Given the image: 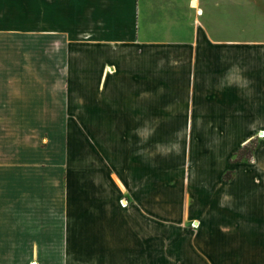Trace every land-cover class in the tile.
Masks as SVG:
<instances>
[{"label":"crops","instance_id":"obj_1","mask_svg":"<svg viewBox=\"0 0 264 264\" xmlns=\"http://www.w3.org/2000/svg\"><path fill=\"white\" fill-rule=\"evenodd\" d=\"M7 9L59 58L42 86L28 67L16 115L57 88L60 119L91 138L63 192L23 178L4 194L22 243L36 212L55 227L57 251L41 257L40 236L28 264H264V0H0V24Z\"/></svg>","mask_w":264,"mask_h":264},{"label":"rangeland","instance_id":"obj_2","mask_svg":"<svg viewBox=\"0 0 264 264\" xmlns=\"http://www.w3.org/2000/svg\"><path fill=\"white\" fill-rule=\"evenodd\" d=\"M15 21L14 11L4 10L3 23L0 24V264H28L29 255L34 262L32 257L37 252L34 243L43 235L48 242L40 241L43 245L40 248L41 257L45 258L52 251H57L53 248L55 227L37 225V212L34 232L28 234L30 237L28 243H22L23 234L11 232L10 217L7 216L9 208L4 206L6 205L3 201L4 194L10 193V187L23 178L34 185L35 194H41L43 197L46 195L54 197L56 195L54 193L63 192L58 184L61 185L65 176L75 170L76 146L91 144L90 137L77 134L76 127L80 128L81 122L60 119L63 117L62 113L66 112L61 111L65 106L59 104L57 88L34 90L36 97L34 109L42 113H36L33 118L23 120L16 115L19 108L25 107L21 102L27 97L28 67L30 70L39 71H35V81L36 86H42L41 83H37L43 80L41 68L45 65L54 76L53 71L58 70L59 58L44 57L41 36L28 35L26 25L14 23ZM50 79L57 80V76H50ZM70 108L73 109L74 106L71 105ZM43 109L46 114H43ZM258 137L264 138V134ZM147 139L145 143L148 145L155 142L154 138ZM184 139H173V142L181 147ZM122 140L123 138H114L112 144L115 147L121 146ZM173 142L171 138L163 137L161 143L164 151ZM255 148L254 143L244 147L237 160H250ZM164 160H167V157ZM39 201L32 202L36 211L40 206ZM120 201L121 207L126 206L123 200ZM52 208L48 207L50 211H46L45 215H53ZM47 228L50 231L46 230ZM190 228L194 229L196 226L191 223Z\"/></svg>","mask_w":264,"mask_h":264},{"label":"bare ground","instance_id":"obj_3","mask_svg":"<svg viewBox=\"0 0 264 264\" xmlns=\"http://www.w3.org/2000/svg\"><path fill=\"white\" fill-rule=\"evenodd\" d=\"M32 264H34V263H32Z\"/></svg>","mask_w":264,"mask_h":264}]
</instances>
